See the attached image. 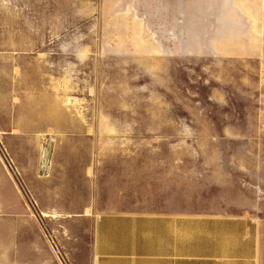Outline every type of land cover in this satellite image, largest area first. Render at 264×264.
Returning a JSON list of instances; mask_svg holds the SVG:
<instances>
[{"label": "rangeland", "instance_id": "1", "mask_svg": "<svg viewBox=\"0 0 264 264\" xmlns=\"http://www.w3.org/2000/svg\"><path fill=\"white\" fill-rule=\"evenodd\" d=\"M23 2L35 8L29 35L67 42V71L61 80L53 77V89L67 108L68 133L59 140L12 142L11 149L20 148L21 168L28 166L27 149L34 150L41 174L51 170L54 150L65 151L57 160L73 164L93 154L102 195L152 199L154 172L178 165L181 187L197 197H259L262 203L264 0L9 4ZM8 34L0 28V36ZM0 154L13 173L17 163L2 142ZM19 181L27 197L21 174Z\"/></svg>", "mask_w": 264, "mask_h": 264}, {"label": "crops", "instance_id": "2", "mask_svg": "<svg viewBox=\"0 0 264 264\" xmlns=\"http://www.w3.org/2000/svg\"><path fill=\"white\" fill-rule=\"evenodd\" d=\"M10 1L0 0V28L9 32L0 36V142L17 166L12 173L0 154V264H264L259 197H197L181 187L178 165L154 172L152 199L105 197L93 154L73 164L56 159L65 156L61 149L52 151L49 172L40 173L32 149L21 168L12 142L68 133L67 108L53 89V77L67 71V42L29 35L35 8Z\"/></svg>", "mask_w": 264, "mask_h": 264}]
</instances>
